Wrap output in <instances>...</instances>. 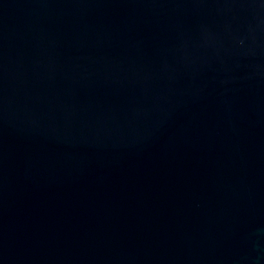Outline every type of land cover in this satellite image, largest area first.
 <instances>
[{"label":"water","instance_id":"95a60500","mask_svg":"<svg viewBox=\"0 0 264 264\" xmlns=\"http://www.w3.org/2000/svg\"><path fill=\"white\" fill-rule=\"evenodd\" d=\"M0 264H264V0H0Z\"/></svg>","mask_w":264,"mask_h":264}]
</instances>
